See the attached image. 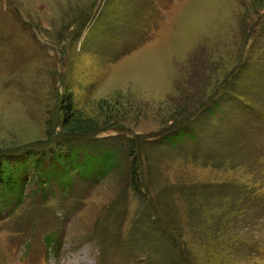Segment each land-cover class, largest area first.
<instances>
[{"label":"rangeland","instance_id":"rangeland-1","mask_svg":"<svg viewBox=\"0 0 264 264\" xmlns=\"http://www.w3.org/2000/svg\"><path fill=\"white\" fill-rule=\"evenodd\" d=\"M10 168L0 264H264V0H0Z\"/></svg>","mask_w":264,"mask_h":264},{"label":"trees","instance_id":"trees-1","mask_svg":"<svg viewBox=\"0 0 264 264\" xmlns=\"http://www.w3.org/2000/svg\"><path fill=\"white\" fill-rule=\"evenodd\" d=\"M72 106H73L72 102L69 101V107L66 109V112H67V120L73 118L71 116L72 111H74L72 109L73 108ZM66 122H67L66 123V126H68L69 124H70V126L77 125L76 121L74 122V124H73L72 120L71 121H66ZM69 122H71V123H69ZM185 132H186V129H183V130H180V132H177V133L175 132V135L173 134L172 140L174 141V143L176 145L180 144L183 141V138L184 137H187V135L185 134ZM70 133L77 134V132H74V131H71V130H70ZM70 133H68V134H70ZM86 161H88V162L86 163ZM86 161H84V164L83 165H80V167L77 165V169H79V172L81 171V174H83L84 176H89L90 173H92V172L95 173L97 171V168H99V170H101L103 168V170H104L103 173L106 174V173H108L111 170L112 166L114 165V157L111 156L110 154H108L107 157H102V159L98 158V159H89L88 160V158H87ZM37 168L40 169V165H37ZM66 168L67 167H65V169ZM21 170L22 169L20 168L19 171L21 172ZM19 171H17V169H11L10 168L9 169V174L10 175H9V177H6L7 176L6 175L7 172L6 171H3V170H0V188L1 187H7L8 188V187H11V186H17L18 183L21 184L20 183V179L22 180V178L24 177V175L23 174H20ZM60 171H61V169H60ZM135 172H136V170H135ZM39 173L41 175L43 174L41 172V170H39ZM58 173H56V175ZM103 173H101V175H103ZM37 176H38V173H37ZM41 177H43L44 180L47 178V180H45V181H48V179L50 178L49 175H43ZM63 177L64 178L66 177V178H68V180H70L69 173H67V172L65 174H63ZM19 192L21 193L22 191L20 190Z\"/></svg>","mask_w":264,"mask_h":264}]
</instances>
